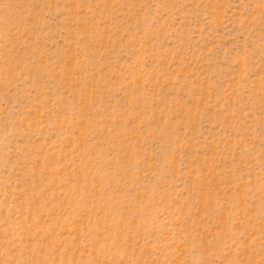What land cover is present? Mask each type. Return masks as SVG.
Wrapping results in <instances>:
<instances>
[{"label": "rangeland", "instance_id": "rangeland-1", "mask_svg": "<svg viewBox=\"0 0 264 264\" xmlns=\"http://www.w3.org/2000/svg\"><path fill=\"white\" fill-rule=\"evenodd\" d=\"M0 264H264V0H0Z\"/></svg>", "mask_w": 264, "mask_h": 264}]
</instances>
